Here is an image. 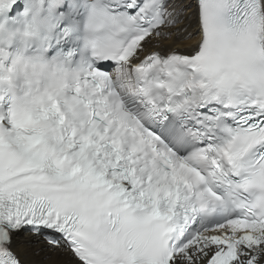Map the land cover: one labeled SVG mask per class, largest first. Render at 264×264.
<instances>
[{
    "label": "snow or ice",
    "instance_id": "obj_1",
    "mask_svg": "<svg viewBox=\"0 0 264 264\" xmlns=\"http://www.w3.org/2000/svg\"><path fill=\"white\" fill-rule=\"evenodd\" d=\"M0 264H264V0H0Z\"/></svg>",
    "mask_w": 264,
    "mask_h": 264
},
{
    "label": "bare ground",
    "instance_id": "obj_2",
    "mask_svg": "<svg viewBox=\"0 0 264 264\" xmlns=\"http://www.w3.org/2000/svg\"><path fill=\"white\" fill-rule=\"evenodd\" d=\"M179 2H180V0H177V3H179ZM184 2H187V0H184ZM194 28H195V23L193 22V24H192V28H190L189 31H193ZM197 36H198V33H195V34L193 35V41L197 38ZM177 46H178V45H177ZM149 48H150V47H149Z\"/></svg>",
    "mask_w": 264,
    "mask_h": 264
}]
</instances>
